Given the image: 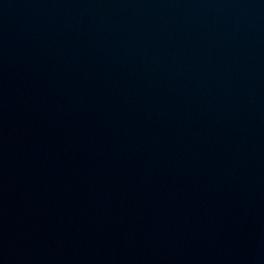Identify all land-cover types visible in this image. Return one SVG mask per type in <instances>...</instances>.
Here are the masks:
<instances>
[{
	"label": "water",
	"instance_id": "water-1",
	"mask_svg": "<svg viewBox=\"0 0 264 264\" xmlns=\"http://www.w3.org/2000/svg\"><path fill=\"white\" fill-rule=\"evenodd\" d=\"M0 264H264V0H0Z\"/></svg>",
	"mask_w": 264,
	"mask_h": 264
}]
</instances>
